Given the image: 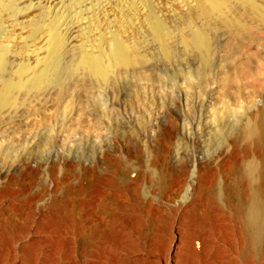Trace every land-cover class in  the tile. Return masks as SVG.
I'll return each instance as SVG.
<instances>
[{
	"label": "rangeland",
	"instance_id": "obj_1",
	"mask_svg": "<svg viewBox=\"0 0 264 264\" xmlns=\"http://www.w3.org/2000/svg\"><path fill=\"white\" fill-rule=\"evenodd\" d=\"M195 3L152 0L156 16L175 25ZM247 20L254 28L238 37L210 24L207 63L178 39L166 55L142 25L131 36L146 42L142 65L105 82L72 72L80 52L67 50L56 84L0 111V199L8 200L0 264H28L29 254L35 264H182L190 236L207 255L186 264L214 254L222 264H264V129L251 135L247 124L257 115L264 128V76L223 80L240 63L264 61V27ZM43 56L33 45L9 54L0 88L24 66L41 68ZM16 221L25 248L9 239ZM107 229L113 240H103Z\"/></svg>",
	"mask_w": 264,
	"mask_h": 264
},
{
	"label": "bare ground",
	"instance_id": "obj_2",
	"mask_svg": "<svg viewBox=\"0 0 264 264\" xmlns=\"http://www.w3.org/2000/svg\"><path fill=\"white\" fill-rule=\"evenodd\" d=\"M144 6L146 12L142 10ZM192 8L191 17L185 23L175 25L168 18H160L159 14L156 16L152 0H0V74L7 72L6 58L9 54L22 53L25 47L31 45L38 51L44 50V56L39 59L41 68L24 66L14 72L13 79L3 81L0 88V111L21 105L23 101L20 93H39L46 85L56 84L63 66L62 54L67 50L78 48L80 52L72 63V72L105 82L117 69L142 65L145 59L142 50L146 42L143 39L136 42L131 38L137 31L143 34L147 30L166 55L170 54L172 40L178 39L185 48L201 52L204 63H207L212 49V22L217 21L237 37L249 35L254 28L247 18L256 20L264 27V0H196ZM23 35L27 36V42L19 43L17 39ZM238 66L239 71L231 75L229 72L224 73V82L229 77L239 84L249 75L254 78L264 76V61L256 69L249 68L245 63ZM256 87L260 86L256 83L254 89ZM247 124L248 133L258 136L262 134L263 124L257 115L248 117ZM178 197L179 192H175L165 200L173 203ZM7 201V197H2L0 205L7 206ZM104 208L108 209L107 204ZM20 226L17 221L16 224H10L8 231L12 235L9 239L25 248L22 241L29 236L19 229ZM113 238L114 232L111 229L103 232V240ZM196 242H199L200 251L195 248ZM183 245L184 256L179 259L182 264L183 261L186 264L187 261L207 255V245L199 237L190 236ZM152 250L153 245L149 250L144 248L143 253L148 254ZM102 251L108 255L114 253L113 246H102ZM124 251L128 254L133 252L131 249ZM28 258V264H35L31 254ZM208 263L222 264L215 254L208 257Z\"/></svg>",
	"mask_w": 264,
	"mask_h": 264
}]
</instances>
